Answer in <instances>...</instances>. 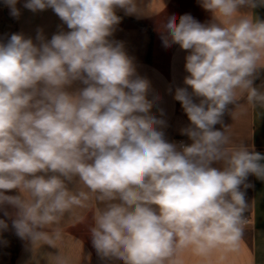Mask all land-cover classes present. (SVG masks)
<instances>
[{
	"label": "clouds",
	"instance_id": "9594fccd",
	"mask_svg": "<svg viewBox=\"0 0 264 264\" xmlns=\"http://www.w3.org/2000/svg\"><path fill=\"white\" fill-rule=\"evenodd\" d=\"M2 2L20 17V0ZM198 3L208 22L173 14L160 33L166 49L187 53L173 96L189 121L185 143L166 138L150 81L113 39L117 13L140 18L141 0H24L67 30L0 39V236L51 244L43 229L94 195L104 205L90 229L100 264H184L185 251L210 262L238 250L248 178L264 181V154L234 145L224 116L245 94L264 107V18L253 14L264 0Z\"/></svg>",
	"mask_w": 264,
	"mask_h": 264
},
{
	"label": "crops",
	"instance_id": "0c3cea01",
	"mask_svg": "<svg viewBox=\"0 0 264 264\" xmlns=\"http://www.w3.org/2000/svg\"><path fill=\"white\" fill-rule=\"evenodd\" d=\"M23 3L24 0H20L17 4L21 11L17 19L10 15L9 9L0 0V39L6 40L13 33L35 38L38 28H42L50 39L60 26L67 30L51 9L33 13L24 9ZM141 7L143 15L140 18L126 17L142 21L145 25L122 19L113 39L124 42L126 51L136 62L139 74L150 81L152 92L149 98L158 97L157 107L163 110L162 118L167 121L163 129L166 138L169 141L191 143L180 134V129L187 126L189 121L181 104L173 98L175 88L184 86L183 78L187 75L184 71V57L187 53L178 45L166 49L160 33L166 18L173 14L177 17L191 14L202 23L211 19L210 14L200 7L198 0H141ZM4 8L9 18L4 14ZM117 14L125 16L122 11ZM253 14L264 18V7L254 10ZM5 19L12 24L10 32H6L8 34L1 27ZM255 85L264 91V69L260 70ZM157 107L153 108V112L159 115ZM224 123L234 145L243 144L264 154V107L259 103H249L245 94L236 105L230 106V111L224 116ZM216 127L220 128V125ZM248 180L254 185L246 192L249 207L245 214L251 216V222L246 225L238 250H217L210 262L202 261L185 251L181 254L184 264H264V181L251 175ZM70 188L87 191L75 183ZM103 206L94 195H90L82 207H74L57 223L43 229L53 237V243L24 240L13 264H100L91 245L90 229L97 209Z\"/></svg>",
	"mask_w": 264,
	"mask_h": 264
},
{
	"label": "rangeland",
	"instance_id": "374dc122",
	"mask_svg": "<svg viewBox=\"0 0 264 264\" xmlns=\"http://www.w3.org/2000/svg\"><path fill=\"white\" fill-rule=\"evenodd\" d=\"M3 12L6 17L9 18L6 8L3 9ZM1 27L2 31L8 34L6 32H10L12 24L8 19H5ZM0 240L6 241V243H0V264H13L17 250L24 240H20L11 229L4 232L2 236H0Z\"/></svg>",
	"mask_w": 264,
	"mask_h": 264
},
{
	"label": "trees",
	"instance_id": "16d2710c",
	"mask_svg": "<svg viewBox=\"0 0 264 264\" xmlns=\"http://www.w3.org/2000/svg\"><path fill=\"white\" fill-rule=\"evenodd\" d=\"M118 15H121V14H118ZM122 17H123V19H130V20H132L135 24H137V25H145L142 21H139V20H136V19H131V18H129V17H126V16H123V15H121Z\"/></svg>",
	"mask_w": 264,
	"mask_h": 264
},
{
	"label": "built area",
	"instance_id": "2783aa9c",
	"mask_svg": "<svg viewBox=\"0 0 264 264\" xmlns=\"http://www.w3.org/2000/svg\"><path fill=\"white\" fill-rule=\"evenodd\" d=\"M246 215V218H247V223L251 222V216L248 215V214H245Z\"/></svg>",
	"mask_w": 264,
	"mask_h": 264
}]
</instances>
